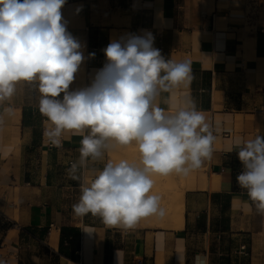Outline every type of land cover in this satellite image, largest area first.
I'll list each match as a JSON object with an SVG mask.
<instances>
[{
    "label": "crops",
    "instance_id": "obj_1",
    "mask_svg": "<svg viewBox=\"0 0 264 264\" xmlns=\"http://www.w3.org/2000/svg\"><path fill=\"white\" fill-rule=\"evenodd\" d=\"M62 12L68 31L86 44L85 56L96 54L72 88L87 86L104 66L110 39L148 30L165 58L191 62L193 79L176 102L193 98L217 139L207 176L185 189L182 227H108L72 212L80 182L68 169L79 159L82 137L67 134L61 147L50 146L38 91L17 84L0 104V149H9L0 155V260L117 264L119 250L123 264H193L198 254L208 264H264V215L238 186L242 165L229 151L236 136L264 135V0H67ZM167 97L159 98L162 107ZM243 244L248 256L237 252Z\"/></svg>",
    "mask_w": 264,
    "mask_h": 264
},
{
    "label": "clouds",
    "instance_id": "obj_2",
    "mask_svg": "<svg viewBox=\"0 0 264 264\" xmlns=\"http://www.w3.org/2000/svg\"><path fill=\"white\" fill-rule=\"evenodd\" d=\"M66 3L0 0V104L11 100L17 84L32 85L50 145L61 147L67 134L82 137L79 159L68 169L69 178L80 182L73 214H91L108 227L127 231L143 218L165 215L160 196L152 192V177L187 176L200 169L212 158L218 129L193 98L176 102L193 79L191 62L165 58L148 30L110 39L103 49L104 66L87 86L72 88L82 65L96 54L86 57V44L68 31L62 12ZM163 94H168L167 107L158 103ZM110 145H134L139 163L109 159L82 177L81 170L103 160ZM229 151L236 152L242 165L238 186L264 215V135L236 136ZM8 152L0 149L4 157ZM116 261L123 264L119 250ZM193 264H208L207 257L198 254Z\"/></svg>",
    "mask_w": 264,
    "mask_h": 264
},
{
    "label": "rangeland",
    "instance_id": "obj_3",
    "mask_svg": "<svg viewBox=\"0 0 264 264\" xmlns=\"http://www.w3.org/2000/svg\"><path fill=\"white\" fill-rule=\"evenodd\" d=\"M105 152H107V156H106L107 158L105 159L103 158V160L101 161L92 163L94 164L95 168L102 169L103 164L106 163L107 160L109 159L113 160L114 162H118L119 160L124 159V160H127L129 163H139V153L137 151V148L134 145H130L127 147H122L118 145H110V147L107 149V151L105 150ZM98 162H99V165H96ZM206 172L207 170H206V163H205L200 169L190 172L187 176L178 175L175 173H172L169 175H154L152 177L154 181L152 192L160 196L161 202L163 201L166 202L170 198V196L173 195L171 194V192L173 191L175 192V189H174L175 186H178V187L184 186V188L187 190L188 188H193L192 186L195 180L199 182V180H201L202 177L207 176ZM90 176H91V173L90 174L87 173L84 177L87 178ZM197 177L198 179H196ZM78 191H80V188H78ZM144 222H145V218L139 221V223L141 224H144ZM149 222L151 224H157L154 220H149Z\"/></svg>",
    "mask_w": 264,
    "mask_h": 264
},
{
    "label": "bare ground",
    "instance_id": "obj_4",
    "mask_svg": "<svg viewBox=\"0 0 264 264\" xmlns=\"http://www.w3.org/2000/svg\"><path fill=\"white\" fill-rule=\"evenodd\" d=\"M174 189L175 192H171V194L173 195L170 196V198L166 202H164L163 200V202L160 201V206L165 210V215L162 218L159 216L146 217V223L144 222V224L150 225L151 223L149 222V220H154L157 224H151V226H170L174 228L182 227L185 214V188L184 186H175Z\"/></svg>",
    "mask_w": 264,
    "mask_h": 264
},
{
    "label": "built area",
    "instance_id": "obj_5",
    "mask_svg": "<svg viewBox=\"0 0 264 264\" xmlns=\"http://www.w3.org/2000/svg\"><path fill=\"white\" fill-rule=\"evenodd\" d=\"M50 145V144H49ZM51 146V145H50ZM73 162L71 161L70 162V166ZM237 252L241 255H244V256H248L249 255V251H248V247L246 244H243L240 246L239 250H237Z\"/></svg>",
    "mask_w": 264,
    "mask_h": 264
},
{
    "label": "trees",
    "instance_id": "obj_6",
    "mask_svg": "<svg viewBox=\"0 0 264 264\" xmlns=\"http://www.w3.org/2000/svg\"><path fill=\"white\" fill-rule=\"evenodd\" d=\"M77 240H76V249H79V242L77 243Z\"/></svg>",
    "mask_w": 264,
    "mask_h": 264
}]
</instances>
